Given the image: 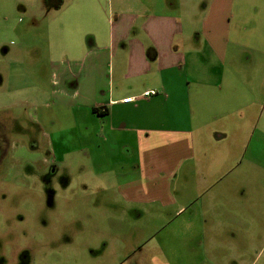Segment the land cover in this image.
Instances as JSON below:
<instances>
[{"label": "rangeland", "instance_id": "374dc122", "mask_svg": "<svg viewBox=\"0 0 264 264\" xmlns=\"http://www.w3.org/2000/svg\"><path fill=\"white\" fill-rule=\"evenodd\" d=\"M195 1L197 7L207 2ZM22 3L0 0V116L13 121L27 155L34 149L41 157L50 155L58 170L50 177L42 171L37 187L9 201L10 213L26 221L15 222L17 235L7 233L0 264H120L124 259L123 264H264V158L249 137L260 111L251 106L249 122L242 115L256 96L264 103V0H235L224 56L208 46L197 50L199 43H192L198 41L195 27H202L199 15L185 20L192 44L187 57L200 58L187 65L192 108L199 120L208 121L197 134L211 161L201 166L217 182H211V192L198 193L201 166L188 177L182 173L172 184L174 196L196 202L183 214L169 206L161 215L140 217L120 214L128 206L104 184L105 174L93 170L89 150L94 160L105 162L118 153L116 142L97 137L85 142V136L98 133L93 116L59 105L52 94V62L59 57L49 24L54 17L52 23L60 20L67 3L49 13L38 10L37 24L30 23ZM215 132L225 134L218 148L209 140ZM17 143L12 137L11 149ZM249 143L254 150L245 153ZM23 246L25 262L16 255Z\"/></svg>", "mask_w": 264, "mask_h": 264}, {"label": "crops", "instance_id": "0c3cea01", "mask_svg": "<svg viewBox=\"0 0 264 264\" xmlns=\"http://www.w3.org/2000/svg\"><path fill=\"white\" fill-rule=\"evenodd\" d=\"M234 2L207 0L197 7L195 0H63L60 8L48 11L67 3L65 11L58 14L60 20L52 23L54 17L49 24L59 57L52 62L56 75L52 94L59 105L84 111L83 117L93 116L98 133L85 136V142L93 137L116 142L118 153L105 162L94 160L90 150L89 154L93 170L105 174L104 184L112 186L116 199L128 206L120 213L123 216L161 215L169 206H175L179 215L196 202L192 198L178 201L172 190L182 173L188 177L211 161L197 134L208 121L202 122L193 112L190 97L192 81L187 65L200 58L187 57V46L199 43L197 50L208 46L214 55L224 56ZM21 9L34 24L37 11L46 10L43 0H24ZM195 15L202 27H195L198 41L188 44L191 28L184 26L185 20ZM146 90L156 94L144 97ZM126 97L134 100L124 102ZM251 106L260 112L249 137L257 142L258 155L264 158L261 97L243 108L246 121ZM81 122H86V127L92 125ZM224 136L211 135L212 146L218 148ZM253 148L249 143L245 153ZM201 175L195 190L211 192V182L215 185L217 180L202 166ZM204 211L198 208V212Z\"/></svg>", "mask_w": 264, "mask_h": 264}, {"label": "flooded vegetation", "instance_id": "af4514ba", "mask_svg": "<svg viewBox=\"0 0 264 264\" xmlns=\"http://www.w3.org/2000/svg\"><path fill=\"white\" fill-rule=\"evenodd\" d=\"M10 121L0 116V248L2 247L3 250L8 244V234H18L15 222L26 221L24 216L10 213L11 208L14 207H10L9 201L14 196L22 199L25 190L37 187L42 171L45 172L46 177H50L58 170V163L50 155L41 157L37 149L30 150L31 156L27 155L26 144L22 138L17 139L12 128L13 121ZM12 137L19 142L16 149H11ZM12 158H15L17 163H14ZM6 210L8 213H5ZM35 217L38 219L37 216ZM26 247L17 250L16 255L21 262L28 260ZM137 252L136 250L135 253ZM130 256L131 260H134V251Z\"/></svg>", "mask_w": 264, "mask_h": 264}, {"label": "trees", "instance_id": "16d2710c", "mask_svg": "<svg viewBox=\"0 0 264 264\" xmlns=\"http://www.w3.org/2000/svg\"><path fill=\"white\" fill-rule=\"evenodd\" d=\"M43 4L47 11H50L52 9H58L62 6L63 0H43ZM99 114H102L99 109H94Z\"/></svg>", "mask_w": 264, "mask_h": 264}, {"label": "built area", "instance_id": "2783aa9c", "mask_svg": "<svg viewBox=\"0 0 264 264\" xmlns=\"http://www.w3.org/2000/svg\"><path fill=\"white\" fill-rule=\"evenodd\" d=\"M154 94H156L155 90H146V91L143 92L142 96L149 97V96L154 95ZM132 100H134L133 97H126V98L123 99L124 102H130Z\"/></svg>", "mask_w": 264, "mask_h": 264}]
</instances>
